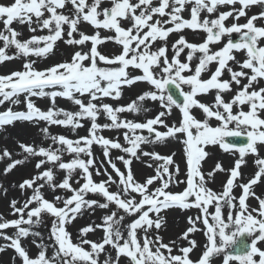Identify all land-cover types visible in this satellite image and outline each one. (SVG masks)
I'll return each mask as SVG.
<instances>
[{"label":"snow or ice","instance_id":"6c2138e0","mask_svg":"<svg viewBox=\"0 0 264 264\" xmlns=\"http://www.w3.org/2000/svg\"><path fill=\"white\" fill-rule=\"evenodd\" d=\"M71 3L73 14H64L66 4ZM102 0H13L12 3L0 4V23L4 31H0V63L23 56L25 58L35 56L46 58L47 54L54 50L57 41L67 39L68 45L81 46L71 57L70 61L62 62L48 68L38 70L35 68V60L28 59L23 64L22 71H15L8 75H0V105L18 104L21 94L25 96L27 111H14L11 107L0 111V127L14 125L17 121L39 122L45 121L49 125L70 126L75 132L83 127L82 120L91 121L87 136L70 139L64 135H51L48 128L41 129L46 138L59 145L53 148L26 145L19 143L23 153L27 154L22 160H13L8 163L5 173L12 171L17 165L26 162L29 156L42 157L38 160L36 168L39 170L45 164L52 167L39 172L31 179H25L19 184L21 190L32 189L33 194L17 206L18 202L12 200L10 207L16 219H6L0 215V239L8 241L5 246H0V252L5 248L14 249L21 260V264H100L99 257L105 253L106 246H111L116 251L113 260L108 256L103 264H119L121 256L126 257L128 264H211L218 256H223L222 264H230L238 261V264H264V250L256 246L257 241H264V199H259V216L257 218L249 211L246 204L247 198L252 195L251 188L264 176V158H257L255 164L258 171L255 177L248 183L240 185L243 194L238 198V211L233 217L232 211L228 212L225 220L222 209L225 205L229 209L237 208L232 195L234 183L240 177L239 169L244 163V157L257 153V144H264V87L258 89L253 85L264 79V26H256L255 21L264 18V12L253 15L246 23H233L226 26L225 21L230 17L239 20L246 16L245 9L252 5H264V0H159L158 6H153V0H111V6L101 10ZM187 4H192L191 18L184 19L181 13ZM231 11L220 12L217 18L201 19V12L216 13L219 6H235ZM167 10V11H166ZM47 14V15H46ZM103 17L102 19L100 17ZM167 19H154V17ZM122 21H130L129 27L122 26ZM14 22L28 25L29 31L35 33L39 28L47 30V35H31L26 40H20L21 35L12 27ZM81 22H87L97 31L88 35L80 31ZM171 24V27L166 25ZM35 25V27H33ZM65 26L67 31L65 33ZM203 30L206 39L200 43H188L181 36L173 45L174 55L169 59L167 55V38L170 33L183 29ZM100 29L112 31L113 36L101 37ZM77 34L79 38H76ZM233 34H238L234 40ZM229 39L222 48L211 51L209 45L221 42L222 37ZM158 40L165 45L152 50L153 44ZM105 41H114L121 46L119 54L111 57L102 55L97 46ZM91 42V48L83 51V46ZM14 48L15 52L10 50ZM188 49L186 61L180 60V55ZM245 51L246 59L237 61L233 52ZM200 53L194 72L191 63ZM98 61L106 66H98ZM237 63L240 70H233L229 62ZM217 63L215 71L209 79H202L201 74L208 70V66ZM129 67L142 71V75L130 77ZM159 70L157 73L156 70ZM230 74V80H221L224 71ZM250 70V74L248 71ZM186 72H193L185 75ZM246 79L230 101H225L221 93L231 91L232 83L241 85V80ZM135 82H147L155 90L142 93L136 101H132L126 107H113L107 103L97 104L103 98L122 97V85L131 86ZM172 86V87H170ZM183 86H188L189 91H184ZM46 89H52L46 91ZM215 89L217 94L214 103L209 106L201 103L198 94H207ZM87 95L85 102L82 97ZM49 97L53 107L44 111L37 107L31 97ZM57 97L67 98L78 106L76 112L55 108ZM150 99L159 102L164 109L154 118L146 122H133L121 119V113L130 111L139 114L150 109L143 107V101ZM247 105L245 111L243 106ZM236 106L238 111L234 113ZM173 107L179 109L182 118L178 124L171 126L166 123V117L171 114ZM193 108H199L204 114V119H197ZM103 112L111 123H97L98 115ZM63 117V118H60ZM219 122L218 126L210 124L211 119ZM163 126L166 131H158L155 126ZM232 125V127H230ZM123 129V138L127 146L122 145L119 139H109L100 135L103 130ZM144 130L147 135H143ZM169 138L179 140L185 145L186 155V187L183 191L172 192L170 185L184 183L176 179L179 174V165L174 160V155L162 156L154 151L149 152L142 145H153L166 142ZM228 138H232L229 141ZM100 145L103 155L111 168L115 171L118 180L104 169L107 180L96 182L93 179L91 168L95 166L92 146ZM218 145L224 151H236L240 159L230 170V176L226 181L223 191L217 193L206 187L205 175L201 171V162L208 156L206 146ZM111 150H120L127 155L116 157L123 163L126 173L122 172L117 164L110 158ZM68 153L73 158L65 162L63 155ZM142 156L162 162L155 166V175L146 178L144 182L136 180L131 164L133 159L139 160ZM12 153L3 149L0 160H11ZM82 157H86L82 158ZM152 167V164H148ZM66 172L65 178L60 183H55L54 168ZM171 169H174L171 170ZM215 169L224 171L220 163ZM77 170H80V178L83 183L79 188H74L70 182ZM95 175H101V169L95 168ZM209 177L214 173H209ZM43 181V183H37ZM157 187H151L155 183ZM79 184L80 180L77 179ZM117 185L116 191H110L111 185ZM47 185L53 191L57 189L71 192L67 198L57 196L54 201L45 198L42 189ZM6 191V190H5ZM88 194H98L104 198V202L88 200ZM139 197V198H137ZM191 198V199H190ZM57 202L63 206H58ZM109 204H114L116 209L122 210L127 216H135L127 225L126 237L122 234L120 225L125 215H119L114 210L103 217L101 225H88L80 229L78 242H73L71 234L66 230V224L73 222L84 208L97 206L107 209ZM33 205H35L33 207ZM181 209L197 208L201 215L195 219L189 217L191 225L182 234V239H188L189 234L198 231L197 221L205 226L207 238L206 250L197 261L190 258V253L197 247L195 240H189L190 246L180 249L182 254L173 255V248L162 242L157 235L151 238L149 230L155 227L161 228L163 217L162 210L172 207ZM214 207V212L209 207ZM42 214L54 217L51 221L50 233L56 250L52 256L47 255V246L39 243L40 249L35 257L30 256L29 251L22 246V240L31 236L40 237L39 232L31 229L43 223ZM154 214L155 219L150 216ZM35 218V219H34ZM211 221V222H210ZM27 225V226H26ZM234 230L227 232L229 228ZM101 228L104 236L101 242L87 239L90 232ZM15 229L12 235L7 230ZM258 235L249 245L242 241L241 237ZM143 232V237L138 236ZM219 238V244L217 242ZM33 243H36L33 241ZM239 244V250L237 245ZM153 248L155 250H153ZM162 250L167 251V255ZM258 256L259 259H255Z\"/></svg>","mask_w":264,"mask_h":264},{"label":"rangeland","instance_id":"374dc122","mask_svg":"<svg viewBox=\"0 0 264 264\" xmlns=\"http://www.w3.org/2000/svg\"><path fill=\"white\" fill-rule=\"evenodd\" d=\"M13 0H0V4H10ZM91 2V0H89ZM133 2H136V0H133ZM159 0H153V6H158ZM111 6V0H102V4L100 6L101 10L105 7ZM192 4H187L185 6V10L181 13L182 17L184 19H190L191 18V8ZM235 7L236 9H239L240 5L236 4L235 6H219V9L216 13L208 14L206 11L201 12V19L204 17H207L209 19L217 18L220 12L223 11H231L232 8ZM64 12V14H73V6L71 3H67L65 9L61 10ZM167 11V10H166ZM246 16L241 17L239 20L234 19L233 17H230L228 20L225 21L226 26H231L233 23L243 24L247 22L248 18H251L253 15H259L261 12H264V5H252L249 8L245 9ZM47 15V14H46ZM103 18L102 16L100 17ZM168 17H154V19H167ZM131 24L130 21H122V26L125 28L129 27ZM256 26H264V18H259L255 21ZM172 25H166V27H171ZM12 27L16 29L21 35L18 37L20 40H26L30 38L31 35H47V30L41 31L39 28L35 33H32L29 31L28 25H21L18 22H14ZM35 27V25H33ZM80 31H83L85 34L92 35L95 34L97 29H95L92 25H90L87 22H81L78 26ZM0 31H4L2 23H0ZM67 31V26H65V33ZM100 35L101 37H108L113 36L114 33L112 31L103 30L100 29ZM76 38H79L77 34H74ZM183 36L185 40L188 43H195L200 44L206 39V33L203 30H192V29H183L181 31H176L173 33H170L169 37L167 38L166 44H167V55L169 59L174 55L172 45L181 37ZM238 37V34H233L232 38L235 40ZM67 39L66 35L64 39H61L57 41L54 45V50L47 54L46 58H37L35 56L30 57H23L18 56L15 59L2 62L0 63V75H8L15 71H22L23 64L26 62V60L31 59L35 60V68L38 70H42L45 68H48L50 66H53L58 63L67 62L71 60L72 55L75 51L81 50V46L76 45H68L64 42V40ZM229 39L228 36L222 37L221 42L211 44L209 45L211 51H217L220 48L224 46V44ZM165 42L158 40L153 44L152 50H156L161 46H164ZM261 45L264 46V41L261 42ZM0 46H2V42H0ZM91 48V42H88L86 46H83V51H88ZM98 51L105 56L111 57L114 54H119L121 51V46L116 44L114 41H105L101 45L97 46ZM187 51L188 49H185L183 53L180 55V60L182 62L186 61L187 57ZM11 52H15V49L12 48L10 50ZM233 55L235 56L237 61H243L246 59V53L245 51H238L233 52ZM200 56V53L196 54V57H194L191 67L195 69L196 64L198 63V57ZM98 66L104 67L106 66L103 62L98 61ZM217 63L213 62L208 66V70L203 72L201 74L202 79H209L211 74L215 71L217 67ZM229 66L233 68V70H240V67L237 63L229 62ZM157 73L159 70H156ZM248 71L250 74V70ZM129 76L135 77L142 75V71L129 67L128 69ZM193 72H186L185 75H191ZM221 80H230V74L225 70L220 78ZM247 80L243 79L241 80V85L238 86L235 83H232L231 91L223 92L221 95L223 96L224 100L230 101L232 97L236 94V92L239 90V88L246 84ZM254 88L258 89L260 87H264V79L258 81L253 85ZM52 89H46V91H51ZM155 90L153 86H151L147 82H135L131 86L122 85L121 91H122V97L119 99H113L111 97L103 98L102 101L98 100L95 101L98 105L101 103H107L112 105L114 108L118 106H127L132 101H136L137 98L144 92ZM184 91H189L188 86H183ZM217 94V91L215 89L210 90L207 94H198L197 99L206 105L211 106L215 101V96ZM32 102L39 107L41 110H48L49 108L53 107V104L49 97H38L34 96L31 97ZM82 99L87 102L89 97L85 95L82 97ZM20 103L18 104H9L5 103L3 105H0V111H4L7 108L11 107L14 111H27L26 103H25V96L23 94L19 97ZM143 107L150 109L148 112H140L139 114L132 113L130 111H126L124 113L119 114L121 119H127L132 120L133 122H146L147 119L154 118L160 111H163L164 109L159 105V102H153L150 99H146L142 102ZM55 108L58 109H64L66 111L76 112L79 110L78 106L75 105L71 100L67 98L57 97L55 99ZM243 109L245 111L248 110L247 105L243 106ZM234 113L238 111V108L234 106L233 108ZM193 115L200 120L204 119V114L201 109L199 108H193L192 109ZM262 118H264V113L261 114ZM63 118V117H60ZM182 118V114L176 107H173L172 112L170 115H168L166 119V123L168 125H172L173 123L178 124ZM210 124L212 126H218L219 122L216 121L214 118L211 119ZM83 124V127L78 128L75 132L72 131L70 126H58V125H49L45 121H39V122H29V121H17L14 123V125L11 126H4L0 127V154H2L3 149L7 148L11 153L12 157L11 160L8 158H4L3 160H0V215H3L6 219H16L17 217L12 214V209L10 207V202L12 200H16L18 202L17 206H21L24 201H26L32 194V189H25L21 190L19 188V184L24 181L25 179H31L32 177L38 175L39 172L44 171L45 169L52 167L51 164H45L41 169L36 168V164L39 159L42 157H31L29 156L25 163L17 165L12 171L5 173V168L8 163H11L13 160H22L27 155L23 153L22 149L19 147V143H24L26 145H33V146H43L48 147L51 145L53 148L59 147V145H55L52 143V140L49 138H46L44 134L42 133L41 129L48 128V131L51 135H64L67 138L70 139H77L79 137L87 136L88 131L90 128L91 121L84 119L81 121ZM97 123L99 124H106L111 123V121L106 117V115L101 112L97 117ZM157 127L158 131H166V129L163 126H155ZM232 127V125H230ZM123 129L121 130H108L105 129L102 132H100V135H103L106 138L109 139H119V142L122 145L127 146L126 142L123 138ZM143 135H147V131L144 130L142 133ZM142 148L144 150L149 152H156L159 153L162 156H167L171 154L174 155V160L177 165H179L180 174L176 178L180 181H184V183H179L175 185H170V190L172 192H180L183 191V189L186 187V155H185V145L181 143L179 140L171 139L169 138L166 142L157 143L153 145H142ZM93 154H94V160H95V166L90 169V171L93 172V179L96 182H99L101 180H107V175L104 174V169H107V173L111 174L114 179L118 180V177L115 173V171L111 168L110 164L108 163L107 159L103 155V150L100 145L94 144L92 146ZM205 150L208 153V156L201 162V171L205 175L206 180V187L212 189L213 191L220 193L223 191V187L226 184L227 179L230 176V170L235 166V162L240 159L238 152L232 150V151H224L222 150L218 145L213 146L209 145L206 146ZM257 153L258 154H247L244 157V163L241 165V168L239 169L241 175L238 177L237 181L234 183L233 192L232 195L236 198L234 203L237 204V208L229 209L227 205L224 206L222 209V214L227 220V215L229 211H232L233 217L235 216V213L238 211V198L240 195L243 194L242 187L240 185L244 183H248L249 180L253 179L255 177V173L258 171V165L255 164V160L257 158H264V144H257ZM124 155L125 158H128L126 154L121 152L120 150H111L110 152V158L117 164V167L120 168L122 172L126 173V168L123 165L122 162L116 160V157ZM73 157L69 155L68 153H65L63 155V160L65 162L69 161ZM85 158L86 157H82ZM158 162L155 160H152L150 157L142 156L139 160L133 159V162L131 164V169L133 171V174L137 181L144 182L146 178L155 175V166ZM217 163H220L224 171H218L215 169V166ZM148 164H152V167H148ZM99 167L101 169V175H95V168ZM174 171V169H171ZM55 173V183H60L66 176V172L64 170H59L58 167L53 169ZM209 173H214L213 176L209 177ZM79 179L80 183L77 184L76 180ZM264 180V176L261 177L260 181H258L255 185L251 188V193L247 200L246 204L249 207V211H252L255 209L256 211H253L252 214L256 216L258 219L261 218L259 216V199H264V187L261 186L262 181ZM70 182L72 183V186L74 188H79L80 185L84 182L82 178H80V170H77L73 177L71 178ZM37 183H43V181H38ZM159 186V183H155L151 187H157ZM6 190V191H5ZM117 185H111L110 191H116ZM42 192L46 199L49 201H54V198L57 196H61L64 198H67L71 195V192H68L66 190L57 189L53 191L51 188H49L47 185L42 189ZM139 198V197H137ZM259 198V199H258ZM88 200H97L100 203L104 202V198L98 194H88L86 197ZM191 199V198H190ZM58 206H63L62 203L57 202ZM35 205H33L34 207ZM118 211L119 215H125L122 210L116 209V206L114 204H109V207L107 209H103L97 206H93L92 208H84L82 212L77 216V218L69 223L66 224V230L71 234V238L73 242H78L79 240V233L80 229H82L85 226L92 225H101L103 223V217L106 215L111 214L112 211ZM210 212H214V207H209ZM160 215L163 217V223L161 225L160 229H156L153 227L149 230L148 235L151 238H155V236L159 235L162 238V242L165 244H169L173 248V255L176 254H182L180 252V249L183 247L190 246L189 240H195L197 243V247L194 248V250L190 253V258L195 262L197 261L204 250H206L207 245V238L205 236V227L202 224V222L197 221V228L198 231L189 234L188 239H182V234L189 228L191 225L189 224V217H192L195 219L197 216L201 215L200 210L197 208H190V209H181L178 206L172 207L168 210H162ZM155 219L154 214H150ZM137 217L135 216H127L125 215V219L121 222L120 229L122 234L126 237L127 235V225H129L134 219ZM35 219V218H34ZM54 219V217L50 216L49 214H42V221L43 223L34 226L31 230L35 232L40 233V237H34L29 236L22 240V246H24L28 251L30 256L35 257L40 249L36 246L39 243H43L47 246V255L49 257L52 256L53 252L56 250V245L54 244L53 238L51 237L50 228H51V221ZM211 222V221H210ZM27 226V225H26ZM234 228L230 226L227 232L233 231ZM9 235H12L15 232V229H9L7 230ZM257 232L253 233L251 236H248L250 239V242L255 238L256 235H258ZM143 232H138L139 237H143ZM104 236V232L101 228H96L95 231L88 233L87 239L101 242L102 238ZM35 241L36 243H33ZM219 244V238L217 240ZM9 242L5 241L3 239H0V246H5ZM256 246L260 248L261 250H264V241H257ZM153 250H155L153 248ZM165 252V255H167L166 250H162ZM108 256H111L113 260L116 258V251L111 246H106L105 253H102L99 257L100 264H103L104 260L108 258ZM223 256H218L215 259L211 261V264H222ZM255 259H259L258 256L255 257ZM0 264H21V260L18 257V255L15 253L14 249L7 247L3 252H0ZM119 264H128V260L126 257L121 256ZM230 264H238V261H232Z\"/></svg>","mask_w":264,"mask_h":264},{"label":"water","instance_id":"95a60500","mask_svg":"<svg viewBox=\"0 0 264 264\" xmlns=\"http://www.w3.org/2000/svg\"><path fill=\"white\" fill-rule=\"evenodd\" d=\"M170 87H172V86H170ZM228 139H229V141H231L232 138H228ZM241 240H242V241H246V237H242ZM239 247H240V246H239V244H238V245H237V250H239Z\"/></svg>","mask_w":264,"mask_h":264},{"label":"bare ground","instance_id":"6f19581e","mask_svg":"<svg viewBox=\"0 0 264 264\" xmlns=\"http://www.w3.org/2000/svg\"><path fill=\"white\" fill-rule=\"evenodd\" d=\"M262 187H264V180L262 181V184H261ZM205 227V226H204Z\"/></svg>","mask_w":264,"mask_h":264}]
</instances>
